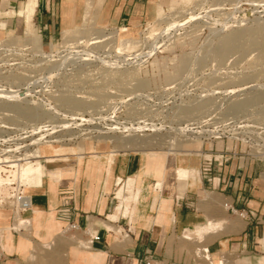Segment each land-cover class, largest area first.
<instances>
[{
    "label": "rangeland",
    "instance_id": "374dc122",
    "mask_svg": "<svg viewBox=\"0 0 264 264\" xmlns=\"http://www.w3.org/2000/svg\"><path fill=\"white\" fill-rule=\"evenodd\" d=\"M84 2L51 40L14 15L15 26L0 31V90L24 95L0 100V156L9 149L0 207L15 210L14 229L17 194L51 174L134 155L156 164L170 158L174 172L185 168L195 178L203 143L212 153L222 141L264 158V0H155L153 17L127 29L104 17L103 0ZM34 152L39 158L22 159ZM34 172L40 175L29 182ZM140 192L133 180L132 193ZM129 201L111 223L116 237L118 217L134 215L137 200ZM196 231L181 237L175 258L140 264H210L202 259L208 242ZM57 232L17 264H67L69 246L86 247L75 242L79 229ZM211 259L241 264L242 257L226 250Z\"/></svg>",
    "mask_w": 264,
    "mask_h": 264
},
{
    "label": "crops",
    "instance_id": "0c3cea01",
    "mask_svg": "<svg viewBox=\"0 0 264 264\" xmlns=\"http://www.w3.org/2000/svg\"><path fill=\"white\" fill-rule=\"evenodd\" d=\"M28 1L33 5L25 20L17 14L25 11ZM79 1L0 0V31L15 26L14 15L27 28L32 21L42 38L51 40L61 27L75 20ZM154 1L103 0L104 17L115 27L127 29L153 17ZM240 148L238 143L222 141L213 145L211 153L209 144L203 143L197 158L198 176L190 177L189 171L188 179L192 180H187L182 193L178 192L172 169L175 164L170 158L156 164L134 155H119L108 166L88 165L41 178L26 193L30 210L18 213L21 222L17 229L15 210L0 207V264L24 262L34 244L51 241L58 228L65 227L56 213L66 206L71 209V221L82 231L75 242L86 243L84 248L69 246L67 264L170 260L177 255L181 237L196 229L197 235L207 240L210 256L230 250L239 252L241 264H264V158L248 151L241 153ZM203 166L208 172L202 171ZM39 175H29V182ZM128 180L131 187L134 180L141 192L138 198L133 193L132 201L137 200L133 217H118L121 235L116 237L119 232L111 223L124 203L117 202L111 210L109 196L118 182L121 185ZM152 187L160 191L156 200L150 193Z\"/></svg>",
    "mask_w": 264,
    "mask_h": 264
},
{
    "label": "bare ground",
    "instance_id": "6f19581e",
    "mask_svg": "<svg viewBox=\"0 0 264 264\" xmlns=\"http://www.w3.org/2000/svg\"><path fill=\"white\" fill-rule=\"evenodd\" d=\"M89 1L90 0H85V2H84L85 8H87V5L89 4ZM32 5H33V2L32 1H28L27 4L24 7L25 11H21L17 15L22 17V18H24L25 20H27L29 13H31ZM170 27H172V26H170ZM95 43H97V42H95ZM148 55H150V54L148 53ZM9 91L10 90L1 89L0 90V100H3L4 102L9 103L10 101L12 102L14 100L18 101V99L20 97L23 98V96H24V95L22 96L21 93L20 94H16V92H17L16 90L14 92H10V93H9ZM9 95H10V97H9ZM16 98H18V99H16ZM151 130H153V129H151ZM8 153H9V149L1 151V154L5 155V156H2V155L0 156V164L9 163V157H6V154L8 155ZM32 158L33 159L39 158V156L37 155L36 152H34V153L30 154V155H23V157H22V159H25L26 161L29 160V159H32ZM22 159L16 158L12 162H18V161H21ZM188 177H189V171L187 169H178L176 171V178H177V185H178V192L179 193H182L184 191L185 185H186L187 180H188ZM17 179H18V181H25V179H22V178H17ZM131 183L132 182L130 180H128L121 186L119 184V182H118V185H120V186H119L118 190L115 192V199L117 200V202H119V203H127L129 200L135 199V195H133V193H132ZM25 197H27V196H25ZM17 203L20 204L19 200L17 201ZM208 227H210V226H208ZM15 228L17 229L18 226H16ZM202 252H203L202 259L206 260V261H210V264H213L211 256L209 254H207L205 248L202 250ZM216 264H222V262H217Z\"/></svg>",
    "mask_w": 264,
    "mask_h": 264
},
{
    "label": "built area",
    "instance_id": "2783aa9c",
    "mask_svg": "<svg viewBox=\"0 0 264 264\" xmlns=\"http://www.w3.org/2000/svg\"><path fill=\"white\" fill-rule=\"evenodd\" d=\"M202 171L204 173L208 172V167H203ZM18 200L20 202V204L17 203L18 209L21 212H26V211L30 210L29 198L22 195V193H18L16 201H18ZM56 217L59 221H61L65 224V227H64L65 230H77L78 229V226L71 221V218H70L71 217V209L69 207L66 206L64 208L59 209L56 213ZM206 252H207V249H206Z\"/></svg>",
    "mask_w": 264,
    "mask_h": 264
}]
</instances>
